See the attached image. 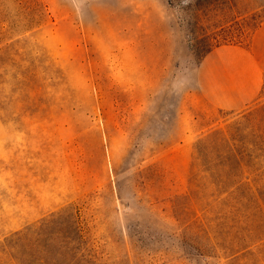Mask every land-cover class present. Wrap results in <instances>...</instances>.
Masks as SVG:
<instances>
[{"label":"rangeland","instance_id":"374dc122","mask_svg":"<svg viewBox=\"0 0 264 264\" xmlns=\"http://www.w3.org/2000/svg\"><path fill=\"white\" fill-rule=\"evenodd\" d=\"M229 3L0 0V264L64 211L91 254L76 264H264V138H237L236 158L213 136L264 85L227 111L198 84L264 21V0Z\"/></svg>","mask_w":264,"mask_h":264},{"label":"trees","instance_id":"16d2710c","mask_svg":"<svg viewBox=\"0 0 264 264\" xmlns=\"http://www.w3.org/2000/svg\"><path fill=\"white\" fill-rule=\"evenodd\" d=\"M204 1L209 7H217L218 10L228 4L230 5L229 0ZM193 19L195 20L193 23L194 29L200 27L202 18L199 15H195ZM24 20V18L21 19L17 16L16 20L6 19L3 22L8 23L9 26L16 27ZM29 22L32 25L39 24V20L35 17L31 18ZM19 32L22 33L24 31L20 29ZM3 38L4 34L0 32V44L3 43ZM227 134L230 136V139H227ZM213 136H216L217 139L220 138V142H224L225 144L226 140L231 142L228 146L229 156L237 158L243 155L239 145L236 144L241 140H237V138L243 137L245 139L251 136L260 139L264 138V106L257 111H249L243 114L240 121L229 125L226 130L221 129L214 132ZM246 145L250 146V144ZM63 218H69V221L65 223ZM55 220L61 223L57 224L54 227V231L48 235L47 230L52 228ZM11 243L10 249L17 251L22 256V258H19L20 264H76L78 260L88 263L87 257L91 256L78 221L72 218L70 211H64L57 216H52L50 220L44 221L32 233L28 231L27 233L20 232L15 234Z\"/></svg>","mask_w":264,"mask_h":264},{"label":"crops","instance_id":"0c3cea01","mask_svg":"<svg viewBox=\"0 0 264 264\" xmlns=\"http://www.w3.org/2000/svg\"><path fill=\"white\" fill-rule=\"evenodd\" d=\"M199 91L214 108L241 111L264 85V21L247 46L224 45L210 51L198 68Z\"/></svg>","mask_w":264,"mask_h":264}]
</instances>
